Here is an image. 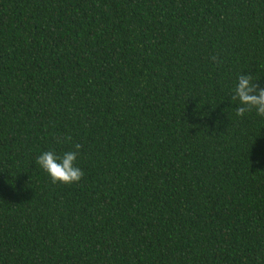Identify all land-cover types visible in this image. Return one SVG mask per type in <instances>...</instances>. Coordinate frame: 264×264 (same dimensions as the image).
<instances>
[{"label": "trees", "instance_id": "1", "mask_svg": "<svg viewBox=\"0 0 264 264\" xmlns=\"http://www.w3.org/2000/svg\"><path fill=\"white\" fill-rule=\"evenodd\" d=\"M249 73L264 0H0V264H264Z\"/></svg>", "mask_w": 264, "mask_h": 264}, {"label": "clouds", "instance_id": "2", "mask_svg": "<svg viewBox=\"0 0 264 264\" xmlns=\"http://www.w3.org/2000/svg\"><path fill=\"white\" fill-rule=\"evenodd\" d=\"M213 62L218 57L210 58ZM252 74H240L234 89L232 100L238 101L236 115L243 117L246 113L255 111L256 115L264 118V88L259 87ZM65 140H71L70 136L57 137L58 144ZM82 145H74L73 151L65 152L62 156L57 155L53 150L43 152L36 160V163L50 176L53 184L62 183L71 185L79 182L84 172L76 166L75 162L80 154Z\"/></svg>", "mask_w": 264, "mask_h": 264}]
</instances>
